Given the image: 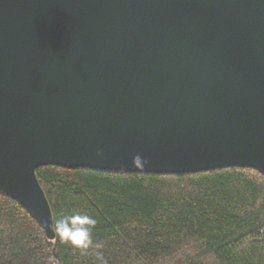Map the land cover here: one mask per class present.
<instances>
[{
    "label": "water",
    "instance_id": "95a60500",
    "mask_svg": "<svg viewBox=\"0 0 264 264\" xmlns=\"http://www.w3.org/2000/svg\"><path fill=\"white\" fill-rule=\"evenodd\" d=\"M47 165L264 176V0H0V193L52 241Z\"/></svg>",
    "mask_w": 264,
    "mask_h": 264
},
{
    "label": "trees",
    "instance_id": "16d2710c",
    "mask_svg": "<svg viewBox=\"0 0 264 264\" xmlns=\"http://www.w3.org/2000/svg\"><path fill=\"white\" fill-rule=\"evenodd\" d=\"M37 176L54 220H97L92 245L82 253L47 240L0 193V264H100L96 251L107 264H264V176L255 169L158 175L47 165Z\"/></svg>",
    "mask_w": 264,
    "mask_h": 264
},
{
    "label": "clouds",
    "instance_id": "9594fccd",
    "mask_svg": "<svg viewBox=\"0 0 264 264\" xmlns=\"http://www.w3.org/2000/svg\"><path fill=\"white\" fill-rule=\"evenodd\" d=\"M97 156L102 158V153L97 151ZM133 166L143 168L147 164V160L137 154L133 157ZM97 220L87 214L75 213L64 215L54 220L52 231L61 242L68 243L75 248H79L82 253L92 245V230L95 228ZM96 249L102 248L101 244L95 245ZM96 259L100 264H107L103 252H95ZM50 264H56L55 257H49Z\"/></svg>",
    "mask_w": 264,
    "mask_h": 264
}]
</instances>
